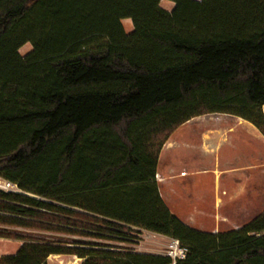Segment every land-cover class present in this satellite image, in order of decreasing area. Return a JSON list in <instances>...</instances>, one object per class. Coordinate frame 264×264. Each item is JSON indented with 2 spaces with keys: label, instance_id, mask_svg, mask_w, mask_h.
<instances>
[{
  "label": "trees",
  "instance_id": "16d2710c",
  "mask_svg": "<svg viewBox=\"0 0 264 264\" xmlns=\"http://www.w3.org/2000/svg\"><path fill=\"white\" fill-rule=\"evenodd\" d=\"M162 1L0 0V177L26 194L0 192V225L144 230L188 249L177 264H264V211L204 233L172 214L156 178L164 146L195 118L238 117L264 136V0H168L172 12ZM76 245L28 239L0 264L172 263Z\"/></svg>",
  "mask_w": 264,
  "mask_h": 264
},
{
  "label": "crops",
  "instance_id": "0c3cea01",
  "mask_svg": "<svg viewBox=\"0 0 264 264\" xmlns=\"http://www.w3.org/2000/svg\"><path fill=\"white\" fill-rule=\"evenodd\" d=\"M217 119L213 129H201L200 143L194 144L209 165L175 164L169 152L192 147L174 140L173 134L161 152L156 176L172 214L192 229L213 234L238 230L264 211V136L238 117Z\"/></svg>",
  "mask_w": 264,
  "mask_h": 264
},
{
  "label": "rangeland",
  "instance_id": "374dc122",
  "mask_svg": "<svg viewBox=\"0 0 264 264\" xmlns=\"http://www.w3.org/2000/svg\"><path fill=\"white\" fill-rule=\"evenodd\" d=\"M161 7L168 11L172 12L175 5L174 3L163 0L161 2ZM123 26L127 33L133 31V25L130 20H124ZM31 46L26 45L21 50L20 53L22 55H26L30 52ZM264 113V108H263ZM218 115L222 114H212L205 115L202 117H198L196 120L189 122L184 127L179 128L173 135V139H177V141H186L189 143V147L192 148H176L173 151H170L171 155L170 159L175 161V164L178 166L186 165V166H207L211 162L208 158L202 159V156H198L196 148L194 144L200 143L201 139V129H213L212 121H218ZM233 122V121H231ZM200 134V137L198 136ZM166 157V156H165ZM165 157H163L162 162L165 161ZM259 211H255L253 213L256 214ZM245 221V220H244ZM56 224V223H55ZM55 226V225H54ZM57 226V225H56ZM107 228V227H100ZM229 229V228H227ZM107 230V229H106ZM111 230H115L116 232H120L122 236L110 235L105 232L102 233L101 238H91V237H80L74 235L60 234L56 232H45L37 229H26V228H16L10 226L0 225V233L6 235H16L24 240H41L53 244H62L70 247H79L77 244H85L92 245L99 248L110 250L114 252H135L140 254H152L158 256H165V252L167 250V246L169 244V238H161L162 236L152 234L150 232L144 230H134V231H121L111 228ZM24 240L18 239H10V238H0V257L14 255L17 253L21 245L24 243ZM99 246V247H98ZM89 247V246H85ZM84 262L83 259L78 258L77 256L71 255H52L48 258L47 264H82Z\"/></svg>",
  "mask_w": 264,
  "mask_h": 264
},
{
  "label": "built area",
  "instance_id": "2783aa9c",
  "mask_svg": "<svg viewBox=\"0 0 264 264\" xmlns=\"http://www.w3.org/2000/svg\"><path fill=\"white\" fill-rule=\"evenodd\" d=\"M0 192L6 194L26 195L17 184L7 181L1 177ZM187 253L188 249L183 247L178 240L170 239L165 256L171 259V264H177L179 260H184L186 258Z\"/></svg>",
  "mask_w": 264,
  "mask_h": 264
}]
</instances>
